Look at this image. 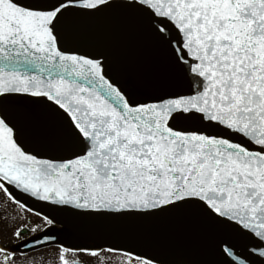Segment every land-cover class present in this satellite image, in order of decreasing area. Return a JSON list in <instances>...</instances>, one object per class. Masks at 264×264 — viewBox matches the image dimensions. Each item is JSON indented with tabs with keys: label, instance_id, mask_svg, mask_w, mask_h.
Here are the masks:
<instances>
[{
	"label": "snow or ice",
	"instance_id": "6c2138e0",
	"mask_svg": "<svg viewBox=\"0 0 264 264\" xmlns=\"http://www.w3.org/2000/svg\"><path fill=\"white\" fill-rule=\"evenodd\" d=\"M0 193V264H264V0H0Z\"/></svg>",
	"mask_w": 264,
	"mask_h": 264
},
{
	"label": "water",
	"instance_id": "95a60500",
	"mask_svg": "<svg viewBox=\"0 0 264 264\" xmlns=\"http://www.w3.org/2000/svg\"><path fill=\"white\" fill-rule=\"evenodd\" d=\"M21 199H28L26 196L16 193ZM29 204H33L32 200H28ZM37 207H39L37 205ZM179 221L173 217H166L159 222L152 224H135L122 223L115 225H106L100 229L81 226L72 222H67L66 231L78 234L79 236L100 243L102 246L106 241L107 244L127 243L130 239L141 240L144 242L168 241L175 242L181 237L179 231Z\"/></svg>",
	"mask_w": 264,
	"mask_h": 264
},
{
	"label": "flooded vegetation",
	"instance_id": "af4514ba",
	"mask_svg": "<svg viewBox=\"0 0 264 264\" xmlns=\"http://www.w3.org/2000/svg\"><path fill=\"white\" fill-rule=\"evenodd\" d=\"M7 200L6 197L2 193H0V202ZM9 207L14 208V205H11L9 202ZM11 216L15 215V212L10 213ZM67 241L65 242L67 245H84V244H91L87 243L83 240L78 239L77 237H67ZM12 240V230L6 226V221L4 218V212L0 210V244H9Z\"/></svg>",
	"mask_w": 264,
	"mask_h": 264
}]
</instances>
